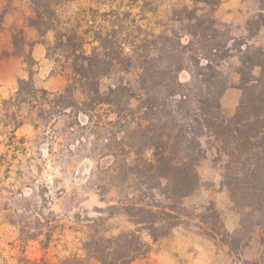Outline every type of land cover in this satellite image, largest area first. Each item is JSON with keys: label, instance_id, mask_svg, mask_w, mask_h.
<instances>
[{"label": "trees", "instance_id": "16d2710c", "mask_svg": "<svg viewBox=\"0 0 264 264\" xmlns=\"http://www.w3.org/2000/svg\"><path fill=\"white\" fill-rule=\"evenodd\" d=\"M66 1L31 0L35 17L28 23L41 37L54 31L55 44L47 57L67 75L68 86L49 100L52 93L36 88L32 72L28 79H20L13 134L24 125L17 119L22 105L28 103L42 112L47 111V104L60 116L69 112L77 127L92 128L105 136L103 148L111 162L98 166L108 186L99 196L107 204L116 202L105 210L109 218L123 215L135 229L107 237L104 218L88 220L87 227L94 229L84 242L89 256L81 258L75 253L61 264H90L91 258L100 264H132L147 257L153 245L192 220L183 202L200 187L198 167L208 151H215L220 160L227 158L222 184L242 214L240 230L233 235L225 232V244L236 247L242 241L239 236L246 233L251 237L257 227L264 231V47L238 42L231 33L221 35L214 12L222 0H192V8L174 10L178 15L160 34L140 29L137 36L126 34L122 26L118 30L115 22L111 30L100 27L81 35L79 24L67 27L70 22L62 20L58 12ZM201 4L209 7V12ZM256 17L264 20V12ZM263 27L264 22H259L255 31L247 26L249 36L254 37ZM123 35L126 37L121 38ZM14 40L17 48L25 43L21 31ZM87 45L92 46L90 51ZM233 50L243 56L237 70V88L242 95L235 115L228 118L222 98L232 85L221 66L233 56ZM27 61L35 64L31 56ZM255 69L260 71L258 76L253 74ZM185 71L191 75L188 83L180 81ZM115 73L134 74L135 79L130 82L120 76L103 90L102 81ZM78 92L84 96L82 101L76 99ZM38 93L42 94L40 103L22 99L24 95L35 98ZM104 106L107 114L97 115ZM80 115L88 118L86 125H82ZM111 193L115 200L107 199ZM249 225L252 229L247 234ZM145 233L151 244L144 240ZM51 239L49 235L45 249ZM262 246L255 264H264V236ZM17 264L53 263L45 257L31 260L23 256Z\"/></svg>", "mask_w": 264, "mask_h": 264}, {"label": "rangeland", "instance_id": "374dc122", "mask_svg": "<svg viewBox=\"0 0 264 264\" xmlns=\"http://www.w3.org/2000/svg\"><path fill=\"white\" fill-rule=\"evenodd\" d=\"M193 5L192 0H74L61 6L60 13L64 20L71 22L67 27L79 24L81 35L100 27L111 30L114 22L118 30L124 27L126 34L137 36L142 29L158 35L166 30L171 18L178 15L174 10L179 12L184 6L192 8ZM200 6L209 12V7L204 4ZM256 7L257 10L264 8V2L258 0ZM256 9H250L247 17L249 23H246V27L253 31L259 22H264L256 17L262 13ZM235 24H239V21H235ZM174 26L176 29L179 27L178 24ZM217 28L221 35H232L233 26L230 24H217ZM17 33L13 34L14 44ZM90 36L92 33L88 38ZM235 38L253 47H264V44L252 41L249 32L246 37ZM219 40L224 41V37L220 36ZM30 44L27 43L25 49L22 44L19 48L15 46V50L19 53L25 51V69L28 74L32 72L34 75L39 64L27 61L31 56ZM86 48L90 51L92 46L87 45ZM125 53L129 51L126 49ZM231 54L233 56L223 61L221 66L232 85L222 98L223 113L228 118L235 115L242 95L237 88L240 81L237 70L243 56L238 50L231 51ZM52 66L56 70L55 63ZM49 70L50 66H44L43 76ZM57 70L60 71L59 68ZM259 72L255 69L253 74L258 76ZM120 76L130 82L135 79L134 74L115 73L102 81L103 90ZM190 79L189 72L180 74L182 83H188ZM16 92L4 100L0 108V264H17L23 256L31 260L45 257L53 264H61V260L75 253L86 258L89 251L88 247L84 249V242L94 233V229L87 227L88 220L104 218L107 237L134 230V224L127 217L119 215L109 218V212L105 211L109 205L116 204L111 201L115 200L114 193L107 197L110 204L101 201L99 196L108 189L104 174L98 170V166L106 167L111 162V157L103 148L107 142L106 137L95 133L92 128L82 130L77 127L75 116L69 112L68 116H60L47 104L44 105L47 111L42 112L39 108L32 109L28 103L22 105L17 120L32 125L34 130L31 133L21 130L13 134L15 120L12 115L17 111ZM51 93L49 100H54L60 94ZM22 99L32 104L43 100L41 93L35 98L24 95ZM76 99L82 101L83 94L78 92ZM107 112L108 107L104 106L98 110L97 115L105 116ZM79 119L82 125L88 123V118L83 115ZM226 160V157L220 160L215 151H208L206 158L201 160L198 167L200 187L183 202L192 220H186V225L175 229L168 239L181 231L196 234L213 244V247L208 246L209 251L213 252L210 256L211 264H255L263 250L264 231L261 227H257L251 237L246 233L239 236L242 241L236 247L231 248L225 244L228 241L225 232L233 235L240 230L242 221L241 211L222 184ZM251 229L252 225H249L247 234ZM205 234L215 236L216 240ZM49 235L52 239L49 248L45 249L44 244ZM143 236L151 244L150 236L147 233ZM158 245L152 246V252L147 257L137 260L148 259L157 253ZM90 264L100 263L91 258Z\"/></svg>", "mask_w": 264, "mask_h": 264}, {"label": "crops", "instance_id": "0c3cea01", "mask_svg": "<svg viewBox=\"0 0 264 264\" xmlns=\"http://www.w3.org/2000/svg\"><path fill=\"white\" fill-rule=\"evenodd\" d=\"M256 4L258 0H222L214 12V17L218 25L226 23L233 26V37H246L247 17L250 15V9L257 8ZM60 7L58 12L64 20ZM261 11V8H258L257 12ZM33 17L35 12L31 0H0V108L4 100L15 94L19 80L29 77L25 69V51L17 53L15 50L13 34L16 32L23 33L25 43L22 48L25 49L27 43H33V46H30V55L35 60V65L39 64L37 73L33 75L35 86L53 93H62L68 86L67 75L57 70L54 59L47 57L48 49L55 44L54 31H49L45 37H41L39 31L28 23ZM235 21H239V24H235ZM252 41L264 44V27L259 35L252 37ZM54 63L56 70L52 66ZM46 65L50 66V70L43 76V68ZM21 130L31 133L34 129L32 125L24 124L16 132ZM208 246L213 247V244L207 238L185 231L176 232L173 238L159 243L157 253L148 259L135 260L132 264H211L210 256L213 252L209 251Z\"/></svg>", "mask_w": 264, "mask_h": 264}]
</instances>
